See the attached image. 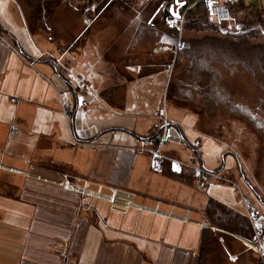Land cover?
<instances>
[{"label":"crops","instance_id":"obj_1","mask_svg":"<svg viewBox=\"0 0 264 264\" xmlns=\"http://www.w3.org/2000/svg\"><path fill=\"white\" fill-rule=\"evenodd\" d=\"M12 1L0 0V39L3 6L12 16V5L18 7ZM23 32L31 37L29 27ZM12 39L16 44H0V264H192L196 251L199 264L206 231L219 229L205 216L212 198L196 188L189 170L159 171L149 152L136 147L137 138L162 132L154 129L162 127V118L170 139L181 143L179 127L164 111L160 124L153 115L117 113L123 101L118 83L104 89L83 79L67 92L58 65L65 60L63 68L70 66V44ZM47 54L53 66L40 60ZM98 89L102 100L91 103ZM65 102L73 105L70 120L61 110ZM186 145L173 151L183 156L186 147L200 144ZM173 151L163 154L196 161ZM225 209L245 217L238 206ZM246 227L252 234L248 222ZM219 231L223 243L229 239L224 252L232 262L247 249L259 259L250 233Z\"/></svg>","mask_w":264,"mask_h":264},{"label":"rangeland","instance_id":"obj_2","mask_svg":"<svg viewBox=\"0 0 264 264\" xmlns=\"http://www.w3.org/2000/svg\"><path fill=\"white\" fill-rule=\"evenodd\" d=\"M11 1L5 0V4ZM94 1L96 4L89 0H49L45 7L47 12H42L39 20L38 16L34 17L32 9L22 2H18V7L12 5L14 16L11 15V8L3 6L7 17L3 18L4 31L0 44H6L3 40L16 44L12 37H16L18 44L64 47L70 44L67 54L70 66L63 68L65 60L58 65L59 70L65 72L67 92L72 94V89L83 79L104 89L108 87L105 86L107 83H118L122 86L118 96L123 101L116 104L117 113L153 115L160 124V114L164 111L167 119L179 127L180 131L174 128L181 137V143H176L170 139L174 136L167 134L162 153L166 148L173 151L179 149L177 145L187 146V141L191 144L199 141L200 145L196 147L200 155L195 162L201 165L202 160L204 168L214 172L215 176L206 186L195 180L196 188L224 207L238 206L239 213L245 217L244 199L251 201L263 214L264 74L249 72L240 62L255 60L253 49L264 47V39L260 40L257 35L243 38L216 36L210 29L197 32V27L193 26L183 31L182 38L197 39L195 42L199 44L200 39L205 37L204 47L209 48L211 40L207 36L213 34L216 44H226L235 53V59L240 60L239 64L231 60L223 62L224 55L211 50L203 55L205 60L202 63L195 62L190 56L181 59L179 51L183 42L179 41L174 46L160 42L161 30L165 28L156 7L162 0ZM242 1L251 7L264 9V0ZM148 19L150 25L145 22ZM144 22L147 24L145 28ZM225 26L241 29L237 23ZM26 27H29L31 37L27 32L22 33V28ZM243 48L248 50L240 56L239 51L242 53ZM73 53L77 56L70 55ZM40 60L53 66L50 54ZM197 66L204 67L197 69ZM155 79L157 82H154ZM259 79L262 81L260 89L254 82ZM97 92L99 95L91 103L102 100L100 89ZM86 95L90 96L89 93ZM57 101L59 104L58 96ZM184 153L186 155L181 156L180 151H173L171 155L188 160L194 155L193 148L186 147ZM209 215L215 218V226L224 232L238 231L250 237L247 221L240 217L229 215L219 218L216 210L209 214L205 211L206 219ZM219 229L206 231L199 264H260L249 249L237 252V260L232 262L228 252H224L225 247L230 248L229 239L223 243ZM195 243L198 248V237ZM190 259L192 264L196 259L198 261L197 251Z\"/></svg>","mask_w":264,"mask_h":264},{"label":"trees","instance_id":"obj_3","mask_svg":"<svg viewBox=\"0 0 264 264\" xmlns=\"http://www.w3.org/2000/svg\"><path fill=\"white\" fill-rule=\"evenodd\" d=\"M16 1L19 3L22 2L26 4L28 8H31L33 11L32 13H34L35 15L34 17L38 16L37 19L39 20V16H43L42 12L44 11L47 12V9H45V7L47 6L46 3H48L47 1L49 0H16ZM89 1L92 4H96L94 0H89ZM173 7L175 8V13H178L177 16L183 15L182 27L180 32L175 28L174 29L169 28L166 24V21L164 20V17L166 18L167 14L170 13L174 14L172 11ZM227 7L231 19L225 21L227 23L225 22L218 23L217 20L213 19L212 18L213 16L205 9L204 0H182V3L180 4H177L176 0H162V2L159 1L156 10L157 13H161V17L163 19V24H164L163 26L165 28V30L164 29L161 30L160 42L163 43V45L170 44L172 46H174L179 41L183 42V46L179 51V56L181 59L190 56L191 59H194L195 62L202 63L205 60L203 59L204 58L203 55H206L207 51L211 50L214 53L218 52L219 54H223L224 55L223 62L227 60H231L239 64L238 62L240 60L237 57H236L237 60L235 59V53L233 51H230L226 47V44H216V42L214 41L216 37L213 34L207 36V38L211 40V44H209V48L204 47V44H206L204 42L205 37L200 39L199 44H196L195 42L197 39L194 40V39L182 38L183 37L182 34L185 29L196 26L197 32H204L206 31V29H210L216 34V36L218 35L225 37L228 36V37L243 38L248 35H257L258 37H260V40L264 39V9L251 7L242 0H231L227 3ZM252 8L259 10L252 11L250 10ZM145 22L149 24V19L146 20ZM145 22L143 25L144 28L147 25ZM229 23L232 24L237 23L241 26V29L239 30L236 28L229 29L227 26H225V24H229ZM220 41H222L221 38ZM190 47H192V49L189 50ZM247 50L248 49L243 48L242 53L239 51V55L244 56ZM253 50L255 52L256 59L251 61L250 63H245L244 61L240 63H242L249 72L258 71L259 73L264 74V47H257L256 49ZM230 55H232V57ZM203 67L204 66H197V69H203ZM254 82L258 84V88L260 89L259 86L262 81H260L259 79ZM158 130L160 131V128ZM192 148L194 151L193 156L196 159L197 157H199L198 150L195 146L194 147L192 146ZM212 210L217 211V215L219 218H222L224 216L227 217L229 215H232V217H239L238 214H236L234 211L232 210L227 211L223 205L219 204L218 202H215L214 200H210L207 203V207L205 209V211H207L208 214L211 213ZM240 218L243 219V221L245 220V222L247 220V217H240ZM213 219L215 218L212 215H209V218L207 216V220H209L210 223L213 222L212 224L215 223ZM214 225H216V223Z\"/></svg>","mask_w":264,"mask_h":264},{"label":"built area","instance_id":"obj_4","mask_svg":"<svg viewBox=\"0 0 264 264\" xmlns=\"http://www.w3.org/2000/svg\"><path fill=\"white\" fill-rule=\"evenodd\" d=\"M231 0H204L205 9L217 20L218 23L225 22L231 19L227 3ZM166 24L171 29L181 31L183 15L177 16L172 13L167 14L165 18ZM14 100V99H12ZM73 105L69 103L61 104V110L67 120H70ZM167 121L162 118V127H159L162 132L154 135L149 134L145 137L137 138V149L149 152V158L153 166L162 171L167 168L173 174H181L184 170H189V174L194 178L198 184L206 186L209 181L215 176L214 172L208 171L203 166L195 163L194 160L180 161L174 158L166 157L162 153V145L166 141L167 136ZM159 128H154L158 130ZM15 131L14 128L11 129ZM196 145V144H195ZM69 189L75 190V186L68 184ZM246 217L251 226L252 234L250 238V245L253 246L254 252L258 255L260 264H264V213L262 214L256 209L249 200H245ZM63 264H72L65 262Z\"/></svg>","mask_w":264,"mask_h":264},{"label":"snow or ice","instance_id":"obj_5","mask_svg":"<svg viewBox=\"0 0 264 264\" xmlns=\"http://www.w3.org/2000/svg\"><path fill=\"white\" fill-rule=\"evenodd\" d=\"M176 3L177 4L182 3V0H176ZM172 11H173L174 14L178 15V13H175V8L174 7H173Z\"/></svg>","mask_w":264,"mask_h":264}]
</instances>
